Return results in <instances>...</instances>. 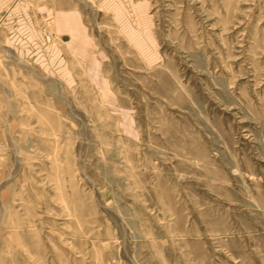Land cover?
<instances>
[{
	"label": "rangeland",
	"instance_id": "rangeland-1",
	"mask_svg": "<svg viewBox=\"0 0 264 264\" xmlns=\"http://www.w3.org/2000/svg\"><path fill=\"white\" fill-rule=\"evenodd\" d=\"M64 6L0 31V264H264V0Z\"/></svg>",
	"mask_w": 264,
	"mask_h": 264
},
{
	"label": "crops",
	"instance_id": "crops-1",
	"mask_svg": "<svg viewBox=\"0 0 264 264\" xmlns=\"http://www.w3.org/2000/svg\"><path fill=\"white\" fill-rule=\"evenodd\" d=\"M66 3L67 0H0V31L12 39L9 43L14 41L32 49L37 44L35 39L42 38L39 24L42 13L52 18L54 25L67 30L77 23V14L72 7L64 6ZM56 43L51 40L47 43L46 54L43 52L51 62L58 58L60 49Z\"/></svg>",
	"mask_w": 264,
	"mask_h": 264
},
{
	"label": "built area",
	"instance_id": "built-area-1",
	"mask_svg": "<svg viewBox=\"0 0 264 264\" xmlns=\"http://www.w3.org/2000/svg\"><path fill=\"white\" fill-rule=\"evenodd\" d=\"M46 36H48V33L46 32Z\"/></svg>",
	"mask_w": 264,
	"mask_h": 264
}]
</instances>
